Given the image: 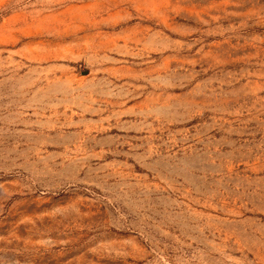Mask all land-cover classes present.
I'll return each mask as SVG.
<instances>
[{
	"label": "rangeland",
	"instance_id": "obj_1",
	"mask_svg": "<svg viewBox=\"0 0 264 264\" xmlns=\"http://www.w3.org/2000/svg\"><path fill=\"white\" fill-rule=\"evenodd\" d=\"M0 264H264V0H0Z\"/></svg>",
	"mask_w": 264,
	"mask_h": 264
}]
</instances>
